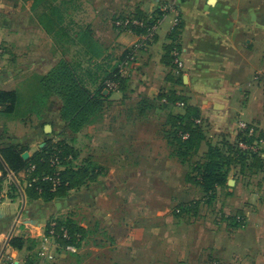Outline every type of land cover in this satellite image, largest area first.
<instances>
[{
    "label": "rangeland",
    "instance_id": "obj_1",
    "mask_svg": "<svg viewBox=\"0 0 264 264\" xmlns=\"http://www.w3.org/2000/svg\"><path fill=\"white\" fill-rule=\"evenodd\" d=\"M49 1L61 3V0H43L36 10H32L31 0L0 1L4 4L1 10H7L5 13L0 11V24L3 26L10 24V27L19 24L21 28L17 35L7 34V39H2L4 36L0 31V57L5 55L8 62H13L14 54L18 56L20 53L19 56L25 60L49 59L54 65L62 58L74 64L78 61L83 65L99 64L95 74L97 81L89 85V89L94 92L100 88L101 94L105 95L102 106L90 115V122L82 126L85 127L86 133L79 135L70 130L65 120L61 118L62 99L58 94L52 93L42 102L31 100V95L37 89V77L46 74L54 66L51 67L50 64L47 70V66L41 64L38 68L35 67L36 69L28 67V70H25L24 73L30 74L32 70L38 69L42 74L28 75V78L18 82L16 112L11 115L0 114V118L17 117L24 125L35 122L50 124L52 130L47 132L46 139L51 138L54 141L60 139L72 146L76 156L69 160L73 167L84 164V158L88 154L87 160L99 162L102 167L109 168L111 162L107 149L110 147L111 150V146L101 145L100 133L110 131L108 127H113L110 135L115 137L116 143L112 148L113 151L117 150L119 159L112 162L106 175H98L95 180L86 179L85 183L77 188L85 193L89 190V193L79 198L80 200L67 204L63 211L57 212L58 214L54 213L53 218L47 219L42 235L33 246V253L37 255L33 262L35 260L37 264H264V215L249 219L250 212L254 211V206L258 204L257 197L254 195L252 197L250 192L254 188L264 186V176L261 178L257 173V175L248 173L247 176L240 178L235 175L233 177L236 182L232 194L226 193L229 189L226 185L207 203L199 204L195 214L175 215L179 202H188L192 199L201 201L203 191L202 187L185 179L187 163L181 162L166 142L165 130L169 128L166 124L169 111L176 113L177 110H183V105L177 104L183 99H178L171 107L163 105V98L166 100V97L158 99V94L163 89L165 92H172V95L182 97L176 90L179 88L175 82L177 78L170 75V66L166 65L165 82L158 81L155 84L164 85V88H160L153 97H149L150 102L145 101L139 93L147 90L150 84L146 87L143 80L148 82V73L152 71L154 74V71L152 65L143 63L145 55L141 57L140 52L137 53L136 62L124 69L125 98L110 99L114 91L108 94L110 90L105 85H100L106 71L128 48L122 40L127 39L126 34L134 33L132 29L115 26L118 18L129 14L132 16L136 12L121 10L122 5L132 4V0H72L70 5H76L77 10L69 8L67 14H71L75 22L91 29L89 33L96 42L97 49L93 54L92 50L88 48L86 50V44L62 41L63 38L59 36L55 38L47 33L40 24L37 14ZM111 5L119 7V10L115 12L110 8ZM60 8L64 9L65 6ZM160 8L173 11L172 6L166 3ZM144 13L149 21L157 18L154 10L150 9ZM69 17L67 15L65 20ZM157 22L158 28L161 19ZM74 29L71 31L73 35ZM149 44L141 51L147 50ZM258 68L260 66L250 72L254 79L259 78L261 74L264 75V72H261L264 68H260L261 71ZM255 82H260L261 88H264V78ZM139 104L144 111H140ZM256 117L260 122L256 123L257 120L253 119ZM256 117L247 119L246 122L255 127L256 134H259L260 131L264 132V105L262 113L257 112ZM198 121L204 137L197 151L188 160L191 164L201 159L210 143L217 144L227 140L218 139L215 134L208 136L206 134L210 132L208 124L202 119ZM87 133L95 135L91 136L88 151H84L83 146L88 142V139L84 138ZM96 135L99 141L94 143ZM102 146L105 147V151ZM252 170L253 168L248 169ZM239 211L248 219L243 226L231 225L229 219L224 220L225 217ZM66 218L74 220L77 224L80 222L86 230L79 245H75V252L65 250L56 234L49 235L51 222ZM44 239L46 245L56 254L52 261L40 258L37 253Z\"/></svg>",
    "mask_w": 264,
    "mask_h": 264
},
{
    "label": "crops",
    "instance_id": "obj_2",
    "mask_svg": "<svg viewBox=\"0 0 264 264\" xmlns=\"http://www.w3.org/2000/svg\"><path fill=\"white\" fill-rule=\"evenodd\" d=\"M1 2L0 11L5 13L7 10H1L4 5ZM165 3L171 5L173 11L161 9L160 7ZM122 6L121 10L128 12L163 10L154 41L149 44L147 50L139 51L141 57L145 55L143 63L152 65L154 71V74L152 71L148 73V82L143 80L146 87L150 84L147 90L139 93L145 101L150 102L149 97H153L160 88H164V85L156 86L155 84L158 81L165 82L166 63L163 57L165 46L175 39L174 41L179 45V57L183 63L182 83L176 85L179 87L176 90L182 94L186 104L198 110L200 120L208 124L210 130V134L206 133L208 136L215 134L218 139L233 141L238 132V121H248L247 119L256 117L257 112L262 113L264 88H261L260 82L255 81L261 80L264 75L261 74L259 78L254 79L250 72L257 66L264 68V0H132V4ZM110 8L115 12L119 10V7L115 8L112 5ZM175 17L179 18L180 27L175 35H172ZM9 25L0 24V31L4 36L2 39H7V34L17 35L21 30L19 24L16 27ZM126 37L127 39L122 40L124 45L131 47L137 41L138 34L129 33ZM19 54L18 56L14 54L13 62H8L5 55L0 57L1 89L16 90L21 80L31 75L36 76L35 73L42 74L38 69L32 70L30 74L24 73L28 67L38 68L42 64L47 66L48 70L50 64L51 67L54 65L49 59L25 60ZM263 70L260 71L264 72ZM125 92H113L110 99L125 98ZM139 105L140 111H144L141 104ZM253 119L257 120L256 123L260 122L257 117ZM44 125L37 122L24 125L23 121L17 117L0 118V146L24 145L27 147L25 155H30L48 137ZM108 129L112 132L113 127ZM110 131L105 130L100 133L102 136L100 143L103 146H111V150L110 147L107 149L111 165L119 159V155L117 156V150L113 151L112 147L116 142L115 137L110 135ZM77 133L79 135L86 133L85 127H81ZM92 135L95 133L85 134L84 138L88 139V142L83 146L84 151H88ZM98 138L96 135L94 143L99 141ZM105 139L106 141L103 142ZM103 148L105 151V147ZM86 155L84 161L88 158V154ZM95 163L102 169L103 173H100V176L106 175L110 165L109 168L107 166L105 168L101 163ZM5 168L6 173L0 189V264H37L35 260L33 262L37 256L33 253V247L31 249L26 245L22 248L12 247L9 244L10 239L18 236L31 238L36 242L42 235L48 218H53L54 213L63 211L67 204L77 201L89 193V190L85 193L81 192V189H72L66 196L49 201L28 198L24 189L25 171L20 170L15 173L6 165ZM256 173L263 178L260 172H254L251 175ZM233 176L235 173L230 171L227 178L229 188L227 194H232V188L235 186L236 179ZM222 188L224 187H218L217 193ZM250 195L257 197L258 204L254 206V211L250 212L249 219L253 216L260 218L264 215V186L254 188Z\"/></svg>",
    "mask_w": 264,
    "mask_h": 264
},
{
    "label": "trees",
    "instance_id": "obj_3",
    "mask_svg": "<svg viewBox=\"0 0 264 264\" xmlns=\"http://www.w3.org/2000/svg\"><path fill=\"white\" fill-rule=\"evenodd\" d=\"M42 2L43 0H31L32 10H36ZM71 2L72 0H61L60 4H55L52 1L45 3L41 12L37 14L38 20L48 34H51L55 38L59 36L63 38L62 41L86 44V50L87 48L92 50L91 53L93 54L96 49V42L93 41L89 33L91 29L88 26H82L77 21L75 22L71 18V14H67V12L69 13V8H72L74 11L77 10L76 5H70ZM61 6H65V8L61 9ZM162 11H155L158 19L161 18ZM67 15L70 17L65 20ZM125 17L141 19L148 24L157 20V18H154L149 21L147 15L142 11H136L132 16L130 14L123 16V18ZM178 27H180V21L176 25H173L172 35H175ZM73 28H75L74 35L71 34ZM133 30L137 34L144 32L143 27H133ZM174 40L172 39L165 46L163 57L166 65L170 66V75L176 77L175 82L180 85L182 83L181 70L175 72L176 64L174 63V55L172 54L173 49L179 51V45ZM132 48L133 46L126 48L117 61L106 71L104 77L101 79V86L104 85L106 79L111 78L118 82V91H124L125 83L123 82H125L126 76L119 73L118 63ZM87 62L89 61L87 60ZM98 65L95 63L83 65L81 61L74 64L63 58L60 59L46 74L37 77V89L31 95V100H41L42 102L50 94H58L62 99L60 107L61 118L65 120L70 130L73 132L79 131L85 123L90 122V115L102 106V99L105 98V95L101 94L100 88H97L94 92H91L89 89V85L91 86L97 81L95 74L99 69ZM112 92L110 91L108 94ZM163 96L166 97L163 105L169 107L178 99H183L180 101L183 103L182 112L173 113L169 111L167 115L166 124H168L169 128L165 130L166 142L172 147L173 154L178 156L181 162L187 163L188 170L185 179L199 185L203 191V199L201 201L199 199H192L188 202H179L176 207L177 211L175 209V215L183 213L195 214L199 204L207 203L216 195L218 187H225L227 185L230 171H233L240 178L254 172H260L264 176L262 160L257 152L238 147L239 140L249 144L259 138H264V132L260 131L259 134H256L255 127H252L250 124H248V128H252L251 134H248V129L240 131L237 128L238 132L235 141L231 143L223 140L217 144L210 143L201 159L195 161L193 164L188 163L189 158L197 151L199 143L204 137L203 131L199 128V122H197V119L200 120L198 110L192 105L186 104L182 95L180 98L179 95H172V92L168 93L163 90L158 94V99ZM17 103L18 93L16 90L0 88V114H14ZM184 133H187V137L185 138L182 137ZM26 151L27 147L19 144L0 146V170L2 171L0 189L2 179L6 173L5 165L8 169L17 173L33 164L34 169L31 171V176H36L38 179L25 186L26 195L28 198H41L46 201L66 196L72 189H77L84 184L86 179L95 180L102 173L101 167L89 160H85V163L81 166L73 167L71 160L66 157L72 155L71 157L75 158L76 154L72 146L60 139L56 141L51 138L46 139L44 144L30 155H25ZM55 151H57L56 153L60 156L61 162L64 165L63 168L58 170L48 162V157ZM249 168H253V170L248 171ZM43 175H56L59 179L54 190H51V180L41 179ZM228 219L230 224L235 226H243L246 220L240 211L224 218V220ZM61 227L67 230L69 238L61 235ZM54 230L58 235L59 241L64 246L69 243L76 246L79 245L80 240L85 236L86 232L82 225L77 224V222L70 218L64 220L57 219ZM9 244L15 248H22L26 245L27 248L31 249L35 241L31 238L14 236L10 239Z\"/></svg>",
    "mask_w": 264,
    "mask_h": 264
},
{
    "label": "built area",
    "instance_id": "obj_4",
    "mask_svg": "<svg viewBox=\"0 0 264 264\" xmlns=\"http://www.w3.org/2000/svg\"><path fill=\"white\" fill-rule=\"evenodd\" d=\"M164 10V9H163ZM177 18V17H176ZM161 18L157 19L155 22L148 24L145 21L133 17H125V18H118L116 21V26H121L123 28H129L133 30V27H143L144 32L138 34L139 38L138 40L133 44V48L130 50V52L118 63V71L121 75H124V69L127 67V65H130L137 60V53L139 52V49H143L145 46H147L151 41H153L157 29L158 20L160 21ZM179 20H174V25L177 24ZM172 54L174 55V63L176 64L175 72H178L182 70L183 63L179 57V52L176 49H173ZM104 85L106 88H108L110 91H118V82L115 79L108 78L104 81ZM163 101L165 102V98H163ZM179 105H183L182 102L177 103ZM198 121V120H197ZM199 122V121H198ZM237 128L240 131H244L248 129V134L252 133V128H248V123L246 121H238ZM183 138L187 137V133H184L182 135ZM238 147L245 150H250L252 152H257V154L261 157L262 165L264 168V138H259L258 140L253 141L252 143H245L244 141L239 140L238 141ZM55 152H52L50 156L48 157V162L51 166H54L55 169H61L63 168V163L61 162L60 156ZM67 159H70L71 156L68 155L66 157ZM34 169V165L31 164L27 169H25V186L29 185L31 182H34L38 179L36 176H31V171ZM42 180H51L52 182V188L51 190L55 189L56 184H58L59 179L56 177V175L48 176L43 175L41 177ZM56 222H51V226H49L50 230V236L52 234H56L54 230V225ZM61 235L65 238H69L68 232L64 227H61ZM56 236H58L56 234ZM46 239L44 241H41V246L39 250L37 251L40 258L52 261L55 258V253L51 251V249L46 245ZM64 249L70 252L76 251V246L74 244H65Z\"/></svg>",
    "mask_w": 264,
    "mask_h": 264
},
{
    "label": "water",
    "instance_id": "obj_5",
    "mask_svg": "<svg viewBox=\"0 0 264 264\" xmlns=\"http://www.w3.org/2000/svg\"><path fill=\"white\" fill-rule=\"evenodd\" d=\"M44 130H45V132H50L51 131V125L50 124H45L44 125Z\"/></svg>",
    "mask_w": 264,
    "mask_h": 264
}]
</instances>
